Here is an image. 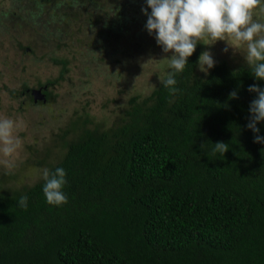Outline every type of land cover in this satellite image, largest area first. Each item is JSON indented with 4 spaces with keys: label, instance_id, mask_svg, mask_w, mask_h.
Listing matches in <instances>:
<instances>
[{
    "label": "trees",
    "instance_id": "trees-1",
    "mask_svg": "<svg viewBox=\"0 0 264 264\" xmlns=\"http://www.w3.org/2000/svg\"><path fill=\"white\" fill-rule=\"evenodd\" d=\"M101 1L46 0L47 18L77 21ZM106 3L95 38L110 43L132 29L135 4L146 0ZM202 53L199 44L176 73L175 93L160 82L129 100L120 123L64 143L48 169L65 170L66 204L46 202L42 178L0 185V264H264V144L247 127L256 98L248 88L264 81L225 63L198 77ZM54 63L63 76L68 62ZM234 90L239 98L230 100ZM257 127L264 137V123ZM217 142L229 145L224 156L213 154ZM24 195L26 210L16 204Z\"/></svg>",
    "mask_w": 264,
    "mask_h": 264
},
{
    "label": "rangeland",
    "instance_id": "rangeland-1",
    "mask_svg": "<svg viewBox=\"0 0 264 264\" xmlns=\"http://www.w3.org/2000/svg\"><path fill=\"white\" fill-rule=\"evenodd\" d=\"M45 1L0 0L4 22L0 28V116L20 122L23 142L16 167L11 171L0 167V185L7 189L27 187L41 179V170L63 157L64 143L85 129L104 130L120 123L130 109L129 100L149 96L172 71L167 61H161L172 54L164 53L146 30L142 8L147 3L135 4L132 15L138 16V22L132 18L134 22L128 25L132 29L126 30L129 34L124 31L107 43L95 38L107 21L102 11L109 10L106 0L99 2V10L84 9L77 21L70 18L62 24L48 20L52 10ZM113 15L109 13L108 19ZM200 45L203 52L212 53L216 64L225 63L231 69L247 66L242 48L234 50L224 41ZM153 59L161 62L142 67ZM54 60L68 62L63 76L62 65ZM196 75L207 74L197 67ZM48 82L53 85L47 86ZM45 86L49 100L34 103L32 92Z\"/></svg>",
    "mask_w": 264,
    "mask_h": 264
},
{
    "label": "clouds",
    "instance_id": "clouds-1",
    "mask_svg": "<svg viewBox=\"0 0 264 264\" xmlns=\"http://www.w3.org/2000/svg\"><path fill=\"white\" fill-rule=\"evenodd\" d=\"M146 3L147 7L142 8L147 16L146 30L154 35L164 53L172 54L170 59L161 60L167 61L172 71L160 81L172 93L177 91L176 73L185 70L197 45L210 47L218 41L226 42L234 50L242 48L252 76L264 81V20L261 19L264 17V0H146ZM148 9H151L150 14ZM153 61L161 62L149 60L142 67ZM215 66L216 61L210 51H204L199 56L198 67L201 72L208 74ZM248 91L255 93L256 98L249 107L247 127L256 134L254 142L264 144V137L259 134L260 129L257 127L264 123V89L251 85ZM238 98L235 90L229 94L230 100ZM20 127L18 120L0 116V167L8 171L16 167V156L23 145ZM212 145L213 154L224 156L229 151V145L224 142ZM41 173L45 182L42 191L46 202L53 206L66 204L68 200L63 191L67 183L65 170L57 168L52 172L43 168ZM16 204L26 210L28 197L20 196Z\"/></svg>",
    "mask_w": 264,
    "mask_h": 264
},
{
    "label": "water",
    "instance_id": "water-1",
    "mask_svg": "<svg viewBox=\"0 0 264 264\" xmlns=\"http://www.w3.org/2000/svg\"><path fill=\"white\" fill-rule=\"evenodd\" d=\"M33 101L34 103H37L38 101L46 102L45 95L43 94L42 90L39 89L37 91L32 92Z\"/></svg>",
    "mask_w": 264,
    "mask_h": 264
},
{
    "label": "flooded vegetation",
    "instance_id": "flooded-vegetation-1",
    "mask_svg": "<svg viewBox=\"0 0 264 264\" xmlns=\"http://www.w3.org/2000/svg\"><path fill=\"white\" fill-rule=\"evenodd\" d=\"M1 20H2V19L0 18V22H1ZM0 24H1V23H0Z\"/></svg>",
    "mask_w": 264,
    "mask_h": 264
}]
</instances>
